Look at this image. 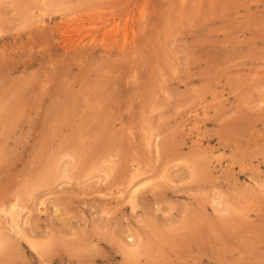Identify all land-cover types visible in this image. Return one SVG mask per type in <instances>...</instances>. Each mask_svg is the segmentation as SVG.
<instances>
[{
	"label": "rangeland",
	"instance_id": "obj_1",
	"mask_svg": "<svg viewBox=\"0 0 264 264\" xmlns=\"http://www.w3.org/2000/svg\"><path fill=\"white\" fill-rule=\"evenodd\" d=\"M0 264H264V0H0Z\"/></svg>",
	"mask_w": 264,
	"mask_h": 264
},
{
	"label": "bare ground",
	"instance_id": "obj_2",
	"mask_svg": "<svg viewBox=\"0 0 264 264\" xmlns=\"http://www.w3.org/2000/svg\"><path fill=\"white\" fill-rule=\"evenodd\" d=\"M134 186V185H133Z\"/></svg>",
	"mask_w": 264,
	"mask_h": 264
}]
</instances>
